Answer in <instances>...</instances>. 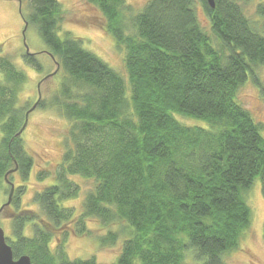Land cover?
Wrapping results in <instances>:
<instances>
[{
	"label": "trees",
	"instance_id": "obj_1",
	"mask_svg": "<svg viewBox=\"0 0 264 264\" xmlns=\"http://www.w3.org/2000/svg\"><path fill=\"white\" fill-rule=\"evenodd\" d=\"M20 1L28 25L58 64L53 75H61L48 106L71 124L56 170L36 172L38 180L54 178L32 195L39 210L21 207L26 185L14 186L6 237L14 258L96 264L93 256L69 259L64 240L69 231L87 235V220L97 218L128 226L112 264H182L187 249L200 264H226L223 254L236 247L249 225L245 192L257 177L264 198V137L236 100L252 69L264 67V35L239 2L215 0L211 8L205 0H147L133 15L128 35L125 0H86L124 48L127 84L80 39L58 35L65 12L57 0ZM25 60L41 69L34 54ZM25 80L0 56V187L7 185V193L6 172L16 169L7 176L13 183V176L27 180L33 169L23 147L25 128L17 135L30 107L20 104ZM42 105L40 100L36 107ZM178 115L206 125L184 124ZM75 175L92 180L81 212L62 205L77 194Z\"/></svg>",
	"mask_w": 264,
	"mask_h": 264
},
{
	"label": "rangeland",
	"instance_id": "obj_2",
	"mask_svg": "<svg viewBox=\"0 0 264 264\" xmlns=\"http://www.w3.org/2000/svg\"><path fill=\"white\" fill-rule=\"evenodd\" d=\"M65 12V17L57 26L60 37L71 35L80 39L85 49L97 55L117 70L127 81V70L124 62V48L116 43L114 36L103 29L105 18L97 12L95 6L86 0H57ZM147 0H125L128 6L122 10L125 15V34L130 35L129 26L133 15L141 10ZM244 14L252 21L254 27L264 35V16L262 7L264 0H237ZM24 2L19 6L17 0H0V56L6 57L16 68L25 75V82L21 85L20 104L31 106L37 99V84L41 93L42 106L36 107L29 116L28 123L23 132V147L31 155L33 169L27 180H22L19 175L12 178L15 187L23 184L19 204L23 208L39 210L33 203L34 191L45 184L53 183V175L38 180L36 172L46 170L50 174L56 170L60 163L62 152L66 146L67 130L71 124L62 114L48 104L60 86L61 75H45L54 72L56 66L51 58L41 51L45 50L39 35L33 25H28L25 34V43L31 53H35L41 66L37 71L25 60L22 30L23 18L26 16ZM21 9V11H20ZM198 18L208 31V18L200 4L197 3ZM26 20V19H25ZM27 21V20H26ZM236 100L250 111L253 120L259 124L260 132L264 137V67L255 66L251 75L236 93ZM184 124L204 126L206 123L185 116H177ZM78 185L77 194L62 202L66 207H72L81 212L82 201L92 188V180L75 175L71 177ZM0 187V205L7 198L6 186ZM246 203L251 210L249 225L242 232L235 248L223 254L226 264H264V239L262 235L264 223V198L260 190V180L255 178L245 192ZM11 207L0 212V226L4 229L6 237H10V221L8 217ZM66 221L62 227L72 224ZM87 235H77L74 232L66 235L64 252L69 259H86L94 257L96 264H112L119 255L124 239L128 238V226L125 222L107 224L97 218L88 219L86 222ZM29 232V228H27ZM27 232V233H28ZM26 233V234H27ZM61 235V234H60ZM62 236V235H61ZM114 236V239H110ZM105 239V240H104ZM56 241L53 239L50 248L53 250ZM195 252L188 250L184 254L182 264H200Z\"/></svg>",
	"mask_w": 264,
	"mask_h": 264
},
{
	"label": "water",
	"instance_id": "obj_3",
	"mask_svg": "<svg viewBox=\"0 0 264 264\" xmlns=\"http://www.w3.org/2000/svg\"><path fill=\"white\" fill-rule=\"evenodd\" d=\"M205 2L211 7L213 8L215 6V0H205ZM20 6V5H19ZM27 22L24 21V28L22 30V36H23V46L25 48V54L30 55L33 54L29 51L26 43H25V30L27 28ZM43 53H46L51 59H53V57L51 56V54L47 51H41ZM56 68L54 70V72L45 75L42 79H46L48 76H51L55 73V71L58 69V64L54 63ZM41 99V93L39 90V84H37V99L35 100V102L28 108V110L25 112L24 115V122L23 125L21 127V129L18 131L17 135H20L22 133V131L24 130V128L26 127L27 123H28V116L29 114L36 108L38 102ZM16 169L14 168L13 170H9L8 172H6L5 176H4V180L7 184H9V191L7 193V198L5 200L4 203H1L0 205V212L2 210H4L6 207H8L11 203L12 200V196L14 194V184L10 181H8L7 176L9 173L15 171ZM0 264H31V260L30 257L26 254L20 255L17 258H14L13 253H12V248L11 246L8 244L7 240H6V236L4 234V229L0 226Z\"/></svg>",
	"mask_w": 264,
	"mask_h": 264
},
{
	"label": "flooded vegetation",
	"instance_id": "obj_4",
	"mask_svg": "<svg viewBox=\"0 0 264 264\" xmlns=\"http://www.w3.org/2000/svg\"><path fill=\"white\" fill-rule=\"evenodd\" d=\"M18 1V4L21 6V1L20 0H17ZM23 21H26L25 18H23ZM28 26V25H27Z\"/></svg>",
	"mask_w": 264,
	"mask_h": 264
}]
</instances>
